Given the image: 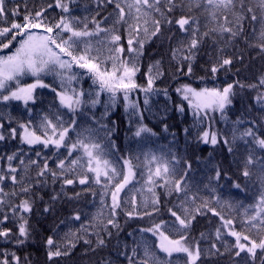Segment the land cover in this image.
Wrapping results in <instances>:
<instances>
[{
    "label": "trees",
    "instance_id": "trees-1",
    "mask_svg": "<svg viewBox=\"0 0 264 264\" xmlns=\"http://www.w3.org/2000/svg\"><path fill=\"white\" fill-rule=\"evenodd\" d=\"M251 3L255 6V0H251ZM25 5L31 12L47 9L46 22L51 24L59 21L61 17L78 18L82 23L77 24L75 20L73 21V27L78 29L83 27V23H87L89 30L94 29L95 25L91 22L93 18L100 22L102 28H111L118 15L115 4L104 2V0H72L69 5L70 11L67 13L56 7L55 0H6V8L12 9L19 6L20 15L13 17L9 14L6 20L0 19V27H7L13 20L22 23ZM48 5L52 7L49 8ZM161 7L163 9L166 5L162 4ZM183 14L189 13L176 10L170 14L169 18L174 21ZM154 15L156 19L161 20V34L158 38H149L141 33L139 38L144 39L145 43L142 55L138 58L139 71L136 73L135 82L141 86V89L146 87L149 75L155 76L156 73L155 68L152 73L148 70L157 62L163 75L154 79V91L147 94V105L144 104L146 97L144 91L137 89L130 93V100L138 103V110L142 116L130 115L131 109L126 110V102L122 94H118L116 104L109 110L110 114L101 118L105 112V105L109 102L107 93L100 94V103L95 107L86 104L72 114L68 109L60 106L58 97L52 91L53 88L59 89L57 87L59 78L53 75H47L43 79L51 87H38L34 93L35 103L30 101L27 107L21 101H0V116L5 119V128L9 127L7 123L9 119L14 118L12 127L18 128V123L27 122L29 119L35 125L43 114L58 110L65 121L75 119L77 122L75 130H70L68 133L71 142L76 141L77 133L82 129H91L95 142L102 145L111 144L108 148L111 154L106 158L117 165L118 171H126V168H122V160L116 159L121 157L133 158L135 172L132 182L119 194L121 208H118L115 213V220L119 225V228H116L108 224V219L112 217L109 207L111 196L105 195L103 180L101 184L93 183L90 178L86 185L78 183L64 185L62 179L54 180L50 173H46L44 177H37L40 167L30 164L29 161L36 160L42 166L44 159L48 158L49 168L57 170L58 159H64L67 156L66 148L61 147L55 150L51 147L42 148L40 145L23 144L19 136L16 139L0 141V174L6 177L0 186L3 187L4 193L9 194L13 191L19 193L22 185H31V191L26 195H5V200L11 204H19L22 199L27 198L32 202V212L26 216L31 228L29 242L24 245L15 243L17 225L20 221L17 219L13 222L10 218L2 225L3 228L12 231L9 238L0 237V259H3V254L7 253L11 260V254L14 253L21 258V264H129L127 257L132 256L133 248H137V255L133 259L136 264H139V261L145 258L143 247L146 244L157 253L159 259H169L171 264H186L184 254H174L171 258H167L157 247V236L139 231L151 227L153 223H158L160 220L171 222L174 218L171 217L169 209L182 214L179 205L181 200L185 199V193L169 191L171 179L182 178V187L187 190V194L198 196L194 204L189 202L190 207L195 208L202 200H208L210 208H215L225 219L234 221L236 231L243 230L242 221L247 223L246 210L247 215L255 214L254 206L264 194V173L260 171L259 163L261 158H264V149H261L251 138L233 141L232 137L234 128L238 129L236 135L239 136L240 132L250 127L259 137H264V111H261V106L254 100L257 90L235 89L237 95L232 105L225 110L226 118H222L221 113L217 111L212 114V118L207 123H201L200 117L193 115L192 108L176 89L182 85H190L197 90L205 87L223 88L236 80L245 85L256 83L258 78L264 75V51L257 47L261 42L259 39L261 25L253 24L250 19L244 21L243 36L231 40L230 43L227 35L219 33L205 37L195 53V59L191 62L192 73L187 75L185 74L187 62L174 57L173 50L180 47L181 43L187 44L191 38L190 35L182 32L174 23L164 24L160 15ZM190 15L200 18L201 32L216 26L205 20L204 14L199 9H194ZM143 26L141 24V27ZM148 27L151 31L150 24ZM115 28L117 34L121 36L119 44L124 46V56L127 57V25L118 23L115 24ZM61 34L64 39L70 35L67 32ZM86 39L94 49H100L102 58L108 55V48L111 45L102 43L105 41L103 33ZM15 46L16 42L13 41L12 47L3 50L0 54L13 50ZM83 47L84 45L80 44L74 54H78ZM220 48H224L223 53L218 51ZM221 54L231 57L233 64L228 66L227 70L221 69L213 75L208 69L217 62ZM92 55H96V52L93 51ZM237 57H242V62ZM178 64L184 65V73L178 72ZM72 73L77 74L79 78V84L73 82V87L83 88L85 91L98 90V86L93 83L86 69H80L74 65ZM83 73H85L84 77ZM88 98L86 96L85 100ZM181 104L184 107L183 112L178 111V106ZM28 109H31V113ZM237 120L242 123L236 125L234 122ZM209 124L218 137L227 138L230 143L226 145L221 139L217 145L205 144L199 137ZM101 125H107L108 128L114 127V131L106 137L105 129ZM141 125L151 129V132L142 133L137 137L135 132ZM88 134L85 133V135ZM229 147H232V152L228 151ZM37 152L41 153L39 157L36 155ZM54 152L56 155H53ZM13 153H17V158L11 161L12 166L17 169L15 173L10 172L7 160V156ZM149 153L156 156L163 155L170 161L173 156L175 157V161L170 166L175 168L176 174L170 178L167 185L162 179H157L155 186L146 183L148 168L145 157ZM249 154H252L254 163L249 166L251 175L244 177L242 175L244 162ZM78 155H82L79 150L73 152L69 159ZM135 157H139V160ZM21 159L24 164L20 163ZM216 168H219L222 173L219 180L214 178ZM13 174L20 183H14L11 180L10 177ZM69 178L72 177L69 176ZM236 184L240 187H235ZM148 188H153L159 198V212H154L152 216H127V212L133 211V205L129 202L133 196L136 199L135 211L140 213L153 211L151 204L147 209L143 206L145 197L151 195L147 192ZM213 189L215 192L212 191ZM108 191L110 193L111 188ZM76 193L80 195L76 196ZM54 196H57L56 200L52 199ZM46 207L50 208L48 212L44 211ZM4 210L8 211L7 207ZM76 214H79V220L74 219ZM19 215L17 213V216ZM222 224L223 221L213 212L203 209L202 214H197L192 222L188 232L189 243L199 242L202 252L201 263L206 260L205 264H245L249 258L244 253H241L240 257H235L233 254L225 253L224 247L217 243L215 236L217 228H220L223 234L222 239L227 240L229 244L234 242V237L227 234L229 229L221 227ZM72 233L75 235L73 236ZM202 233L204 238L201 237ZM251 235L255 238V230ZM48 237H52L56 243L60 244L61 250L68 240H71L75 247L67 255L50 261L46 244ZM99 239L104 241L102 245L97 243ZM213 243H216L219 252L215 250L206 252L205 250L211 249ZM249 264H261L259 251L255 260L249 261Z\"/></svg>",
    "mask_w": 264,
    "mask_h": 264
},
{
    "label": "snow or ice",
    "instance_id": "snow-or-ice-1",
    "mask_svg": "<svg viewBox=\"0 0 264 264\" xmlns=\"http://www.w3.org/2000/svg\"><path fill=\"white\" fill-rule=\"evenodd\" d=\"M71 2L72 0H55V5L67 13L70 11L69 5ZM104 2L114 3L118 14L111 28H102L100 22L96 21L95 18L91 21L95 25L92 30L88 29L87 23H83V27L79 29L73 27L74 20L77 24L82 23L78 18L67 19L61 17L59 21L51 24L46 22L45 12L47 9L31 12L28 11L27 5L24 7L25 14L22 16V23L13 20L7 27H0V52L10 49L13 41L16 42L14 51L0 55V101H21L27 107L30 101L35 103L36 97L34 93L38 87H51L43 83V77L53 75L59 78L57 87L60 90L57 91L53 88L52 91L58 97L60 106L68 109L72 114H75L78 109L86 104H91L95 107L96 104L100 103V94L107 93L109 102L105 105V112L101 118L110 114L109 110L116 104L118 94H122V98L126 102V110L131 109L130 115L142 116V113L138 110V103L130 100V93L133 90L141 89V86L135 82L136 73L139 71L138 58L142 55L145 43L144 39L139 38L141 33L149 38H158L161 34V20L156 19L154 14L160 15L164 24L172 25L174 23L182 32L190 35L191 38L187 44L181 43L180 47L173 50L174 57H178L180 61L187 62V71L185 73L187 75L192 73L191 62L195 59V53L205 37L219 33L227 35L230 43L231 40L243 36V23L249 19L253 24L259 23L261 25L259 32L261 42L257 47L264 51V0H255V6H253L251 0H247V2L246 0H104ZM162 4L166 5L163 9L161 7ZM48 7L51 8L52 5H48ZM194 9H199L204 14L205 20L216 26L208 31L201 32L200 18L190 15ZM176 10L189 14H183L173 21L169 17ZM9 14L13 17L20 15L19 6L7 9L6 0H0V19L6 20ZM230 16L232 17L231 19L229 18ZM118 23L126 24L128 28L127 57L124 56V46L119 44L121 36L117 34V29L115 28V24ZM141 24L144 26L141 27ZM149 24L151 25V31L148 27ZM253 31L255 32V28ZM65 32L70 33L67 39H64L61 34ZM100 33L105 36V41L102 43L111 45L108 48V55L103 58L100 49H94L86 39ZM80 44H83L84 47L79 50L78 54H74ZM93 51L96 52V55H92ZM218 51L223 53L224 48H220ZM237 59L242 62L243 58L237 57ZM232 64L233 59L231 57H225L221 54L218 56L217 62L208 71L215 75L221 69L227 70L228 66ZM74 65L80 69L87 70V74L90 75L93 83L98 86V90L85 91L83 88L73 87V82H76L77 85L79 84L78 75L72 73ZM153 68L156 70L155 76L149 75L147 86L141 89L146 94L145 105L148 104L147 94L154 91V79L163 75L159 69V62L149 68V73L153 72ZM177 70L184 73V65L178 64ZM29 75L35 78L34 82L21 84L22 78ZM237 88L257 90L254 100L261 106V111H264V75H261L256 83L247 85L236 80L233 83H228L223 88L205 87L197 90L190 85H182L176 91L181 94L183 100L188 102L192 108L193 115L199 116L201 123H207L212 118V114L217 111L221 113L222 118H226L224 115L225 110L232 105L233 99L237 95L235 91ZM86 96L89 97L87 100H85ZM183 110L182 104L178 106V111L183 112ZM28 111L31 113V109H28ZM13 119L7 121L9 127L5 128V119L0 116V141L16 139L19 136L20 142L23 144L40 145L42 148L51 147L55 150H59L61 147L66 148L68 150L67 156L64 159H58L57 170L49 168L48 158L44 159L42 166L38 161L30 160V164L40 167L37 177H44L46 173H50L54 180L62 179L64 185L77 183L86 185L89 183L90 178L93 183L101 184L103 180L105 195L110 194L111 196V205L109 207L111 208L112 217L108 219V224L119 228L115 220V213L118 208H121L119 194L124 191L135 177L133 158L117 157V160H122V168H126V171H118L117 165L106 158L111 154L108 151L111 144L102 145L95 142L91 129H82L77 133L76 141L71 142L68 133L70 130H75L77 122L75 119L65 121L59 115L58 110L57 112L43 114L35 125L31 119L24 123H18L19 132L17 127L11 126ZM234 123L239 125L242 121L237 120ZM101 127L105 129L106 137L114 131V127L108 128L107 125H101ZM237 131V128L233 129V141L251 138L261 149H264V137H259L253 131V128H246L239 133V136L236 135ZM145 132H151V129L141 125L137 128L135 136L139 137ZM85 133L89 134L85 135ZM199 138L205 144L211 145H217L221 142V139L226 145L230 143L227 138L218 137V134L211 130L210 124ZM77 150L81 151L82 155L69 159V157H72L73 152ZM228 151L232 152V147H229ZM36 155L39 157L41 153L37 152ZM53 155H56V152ZM16 158L17 153L7 156L9 161L8 168L11 173L17 171L11 164V161ZM135 159L139 160V157H135ZM145 159L148 168L146 183L155 186L156 180L162 179L167 185L170 178L175 176L176 170L170 166L175 161L174 156L170 161L163 155L156 156L149 153ZM20 163L24 164V161L21 159ZM253 163V156L249 154L244 162V170L242 172L244 177L251 175L249 166ZM259 163L260 171L264 173V158H261ZM221 174L220 169L216 168L214 178L219 180ZM69 176L72 178H69ZM10 178L14 183H20L17 181L16 175L13 174ZM117 178L119 179L117 180ZM5 179L4 175H0V183ZM235 187H240V185L236 184ZM109 188H111L110 193L108 191ZM30 191L31 185H22L19 193L13 191L5 194L3 187H0V237L7 239L11 235V229L2 227L5 222L9 221L10 218L13 222L19 219L17 235L15 236L17 245H24L29 242L31 228L26 216L32 212V202L25 198L19 204H11L5 200V195H26ZM169 191L185 193V199L181 200L179 205L182 214L169 209L171 217L174 218L171 222L160 220L158 223H153L151 227L139 230L142 233L149 232L157 236V247L167 258H171L174 254L182 253L186 258V264H197L202 254L201 248L199 242L195 244L189 243L188 232L196 215L202 214L203 209H208L223 221L221 227L229 229L227 234L234 237V242L229 244L227 240L222 239L223 234L220 228L216 229L217 243L224 247L225 253L233 254L235 257H240L241 253H245L249 261H254L259 251L261 264H264V194L260 196L259 202L254 206V215H247L246 210L247 223L245 224L242 221V224H244L243 230L236 231L234 230V221L225 219L215 208H210L208 200H202L195 208L190 207L189 202L194 204L198 196H189L187 194V190L182 187V178L180 180L171 179ZM212 191L215 192V189ZM147 192L151 195L145 197L143 206L147 209L149 204H151L153 211H144L143 213L135 211L136 199L133 196L129 201L133 205V211L127 212V216H152L154 212H159V198L153 188H148ZM75 195L79 196L80 193ZM52 199L56 200L57 196ZM217 203H219L218 198ZM5 207H7L8 211L4 210ZM229 207L231 206L229 205ZM49 210L50 208L48 207L44 209L45 212ZM17 213L20 215L17 216ZM74 219L79 220V214H76ZM254 230L256 232L255 238L251 235ZM170 233L172 234L170 235ZM72 235L74 236L75 233H72ZM109 235H111L110 232ZM201 237L204 238L203 233ZM97 243L102 245L104 241L99 239ZM46 244L49 249L47 255L50 261L67 255L75 247V244L68 240L63 246V250H61V245L56 243L52 237L47 238ZM212 250L219 252L216 243L211 245V249L205 251L210 252ZM131 251L132 256L127 257V259L129 264H136L133 257L137 255V248H133ZM143 255L145 258L139 261V264H171L169 259H159L157 253L146 244L143 247ZM25 260L27 261V258ZM249 261H245V264H249ZM0 264H21V258L13 253L10 260L9 255L4 253L3 259H0Z\"/></svg>",
    "mask_w": 264,
    "mask_h": 264
},
{
    "label": "rangeland",
    "instance_id": "rangeland-1",
    "mask_svg": "<svg viewBox=\"0 0 264 264\" xmlns=\"http://www.w3.org/2000/svg\"><path fill=\"white\" fill-rule=\"evenodd\" d=\"M5 54H7V53H5ZM1 55H3V53H2ZM82 76L84 77V76H85V73H83ZM27 77H32V76L29 75V76H25V77H23L22 80H21V84H30V83H33V82H34V80H35L34 77H32V78H34V79L30 80L29 82H28V81H25V80H26L25 78H27ZM43 83L46 84V83L44 82V80H43ZM59 90H60V89H57V91H59ZM0 175H1V174H0ZM0 187H1V186H0Z\"/></svg>",
    "mask_w": 264,
    "mask_h": 264
}]
</instances>
